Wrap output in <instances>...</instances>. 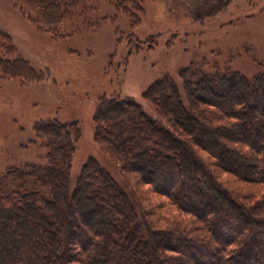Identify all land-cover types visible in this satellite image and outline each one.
I'll return each mask as SVG.
<instances>
[{
    "label": "trees",
    "instance_id": "16d2710c",
    "mask_svg": "<svg viewBox=\"0 0 264 264\" xmlns=\"http://www.w3.org/2000/svg\"><path fill=\"white\" fill-rule=\"evenodd\" d=\"M24 1L51 31L78 2ZM19 66L0 56L7 74ZM180 78L185 98L167 75L143 94L161 121L133 97L99 102L94 137L124 185L90 157L71 190L78 124H35L48 163L0 172V264H264V72L196 67ZM141 183L168 211L151 210Z\"/></svg>",
    "mask_w": 264,
    "mask_h": 264
},
{
    "label": "rangeland",
    "instance_id": "374dc122",
    "mask_svg": "<svg viewBox=\"0 0 264 264\" xmlns=\"http://www.w3.org/2000/svg\"><path fill=\"white\" fill-rule=\"evenodd\" d=\"M17 1L0 0V56L20 58V76L0 67V172L46 165L47 149L34 128L58 117L79 126L71 190L90 157L124 185L120 165L102 154L94 137L95 112L104 96L133 97L161 121L143 94L165 75L185 98L183 69L229 68L249 78L264 72V0H138L137 6L132 0H78L52 31L24 0ZM2 41L13 49L2 50ZM199 137L194 143L204 142ZM220 175L227 179L230 173ZM140 187L152 199L147 201L152 211H168L167 203L157 206L166 202L163 195L148 184Z\"/></svg>",
    "mask_w": 264,
    "mask_h": 264
}]
</instances>
